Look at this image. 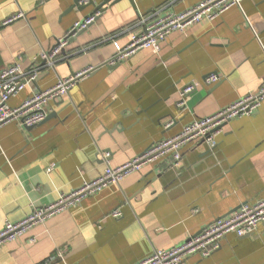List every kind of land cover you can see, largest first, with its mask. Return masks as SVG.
I'll use <instances>...</instances> for the list:
<instances>
[{"label":"crops","instance_id":"1","mask_svg":"<svg viewBox=\"0 0 264 264\" xmlns=\"http://www.w3.org/2000/svg\"><path fill=\"white\" fill-rule=\"evenodd\" d=\"M102 14L70 38L54 68L8 100L19 106L59 78L94 68L45 105L46 117L24 127L0 126V229L58 201L106 165L120 166L152 143L179 133L264 82V0H242L213 20L172 32L158 49L142 48L109 63L129 40L130 28L154 11H182L200 0H92ZM93 4L76 0H0V69L14 62L26 71L36 57L69 35ZM209 74L218 80L205 83ZM195 89L178 106L187 84ZM167 121L172 123L165 127ZM107 152L104 158L102 153ZM264 198V99L250 115L228 120L214 146L194 139L181 161L150 162L32 225L0 246V264H134L169 248L243 203ZM119 210L114 218L111 211ZM181 264H264V222L253 235L227 233L208 256Z\"/></svg>","mask_w":264,"mask_h":264},{"label":"built area","instance_id":"2","mask_svg":"<svg viewBox=\"0 0 264 264\" xmlns=\"http://www.w3.org/2000/svg\"><path fill=\"white\" fill-rule=\"evenodd\" d=\"M242 0H200L195 5L178 12L169 11L159 14L154 11L140 17L130 28L128 43L117 50L109 63L123 61L130 55L142 48L154 47L158 49L159 43L164 41L172 32H183L188 27L200 23L203 19L213 20L232 6L240 5ZM89 0H79V4H87ZM100 15L99 10L90 12L87 16L73 23L69 35L57 39L53 45L42 50L36 57L37 66L24 71L19 63L14 62L0 69V126L17 121L24 127H32L39 124L46 117L45 105L56 98L64 97L68 90L84 76L89 75L93 68L77 71L68 77L59 78L57 82L47 89L36 91L26 98L19 106L11 107L8 100L15 96L32 81H35L39 67L54 68L55 62L68 44L70 38L86 29L94 23ZM24 17V12L7 17L0 23L6 25L13 20ZM218 75L209 74L205 77V83L211 84L218 80ZM195 89L194 84L185 85L181 91V99L178 106H183L187 95ZM264 99V82L253 93H248L229 106L220 109L216 113L194 119L185 124L182 130L171 137L162 138L142 153L133 157L130 161L111 167L106 165L103 173L96 179L84 182L77 189L61 194L58 201L45 208L34 209L29 215L19 221H6L0 229V246L13 241L26 232L32 225L43 222L54 213L78 203L84 196L102 189L112 183H118L130 173L139 170L150 162L160 161L169 156L173 165L181 161V150L184 145L194 139H201L209 146H214L215 136L220 133L223 125L234 117L250 115L259 107ZM172 122L167 121L164 126L168 127ZM106 158L107 152L102 153ZM114 218L120 216L119 210L111 211ZM264 222V198L254 203H243L231 213L216 218L204 225L196 234L169 248L154 250L151 254L140 259L134 264H181L187 257L199 254L203 257L218 249L221 240L227 233L237 236L253 235L259 223Z\"/></svg>","mask_w":264,"mask_h":264},{"label":"water","instance_id":"3","mask_svg":"<svg viewBox=\"0 0 264 264\" xmlns=\"http://www.w3.org/2000/svg\"><path fill=\"white\" fill-rule=\"evenodd\" d=\"M76 3H77V5H88V4H93V5H94V3H93L92 0H89V2H88L87 4H79V0H76ZM94 6H95V8H94L92 11H94V10H99V11H100V15H101L102 12H103V8L101 7V5H94ZM92 11H91V12H92ZM100 15H99V16H100ZM99 16H98V17H99ZM98 17H96V19H97ZM96 19H95V20H96ZM89 26H90V25H89ZM89 26H88V27H89ZM88 27H87V28H88ZM87 28H86V29H87ZM84 30H85V29H84ZM84 30H82V31H84ZM80 32H81V31H80ZM93 70H94V68H93ZM93 70H92V71H93ZM92 71H91V72H92Z\"/></svg>","mask_w":264,"mask_h":264}]
</instances>
